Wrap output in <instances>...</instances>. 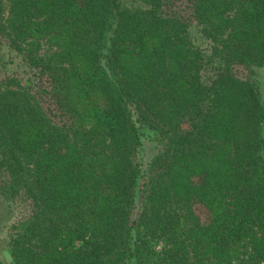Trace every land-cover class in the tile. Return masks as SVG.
I'll return each instance as SVG.
<instances>
[{"label": "trees", "instance_id": "trees-1", "mask_svg": "<svg viewBox=\"0 0 264 264\" xmlns=\"http://www.w3.org/2000/svg\"><path fill=\"white\" fill-rule=\"evenodd\" d=\"M174 5L222 38L211 76ZM3 37L53 48L30 62L56 111L0 89V223L33 205L11 264H264V0H0Z\"/></svg>", "mask_w": 264, "mask_h": 264}, {"label": "rangeland", "instance_id": "rangeland-1", "mask_svg": "<svg viewBox=\"0 0 264 264\" xmlns=\"http://www.w3.org/2000/svg\"><path fill=\"white\" fill-rule=\"evenodd\" d=\"M176 15L188 21L187 35L192 45L199 49L204 57L205 62V76H211V73L221 65L223 59V52L221 47V39L211 41L203 34V27L196 23L191 17V11L187 6L174 5L171 9ZM20 50L18 51L11 48L5 37L0 38V89L17 88L21 87L28 90L29 94L35 96L39 90L42 89L45 93L36 95L37 102L42 110L48 116H56L52 100L49 96V82L46 77L38 79L37 69L31 67L30 58H43L46 59L53 51V48L45 41L41 40L37 47H34L30 55L25 53L28 50L26 43H21ZM232 73L238 77H245L247 70L240 65L231 67ZM256 81L259 86L261 100L264 102V66L257 68ZM38 96V97H37ZM55 122L58 118L53 119ZM154 152V144L151 142L150 135L143 137V146L137 153V161L144 168ZM3 175L0 174V180ZM4 178V177H3ZM8 213L4 214L3 223H0V258L5 264H11V259L8 252L4 249V241L8 238L9 234L15 231L10 228L13 224L18 223L20 220L27 218L33 212V205L31 200L24 194H19L10 203ZM6 224V226H4Z\"/></svg>", "mask_w": 264, "mask_h": 264}]
</instances>
